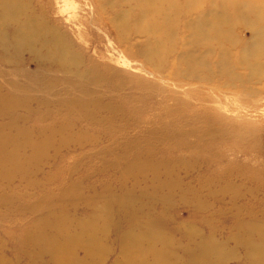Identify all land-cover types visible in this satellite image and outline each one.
Here are the masks:
<instances>
[{
    "label": "bare ground",
    "instance_id": "6f19581e",
    "mask_svg": "<svg viewBox=\"0 0 264 264\" xmlns=\"http://www.w3.org/2000/svg\"><path fill=\"white\" fill-rule=\"evenodd\" d=\"M98 1L93 9H108L102 13L117 31V39L140 38L142 42L133 47L152 67L168 64L172 72L195 80L210 74L244 83L264 80V0ZM237 26L248 28L251 35L239 46L233 33ZM79 47L70 44L59 28L49 27L47 16L32 0H0V65L15 69L14 76L24 80L22 84L10 80L9 73L0 69V221L5 223L9 217V222H14L26 211L39 213L28 227L18 231L32 248L25 264H44V256H49L52 264H105L115 247L114 236L119 239L114 248L117 254L113 250L112 256L119 259L107 264H184V257H188L186 264H225L226 260H239L236 250L243 251L245 264H264V223L260 219L239 225L237 235L227 244H211L186 229L180 234L188 242L195 238L194 249L192 244L177 247L159 217L161 209L154 205L169 197L157 198L155 191L174 184L160 180L162 166L140 147L158 131L142 137L126 134L123 123L130 108L125 101L130 95L118 91L126 90L124 81L130 82L131 77H112L110 68L84 63ZM30 59L37 62V71L31 75L25 68ZM22 66L25 71L19 69ZM52 69L56 72L49 73ZM239 69L244 70L242 74L237 73ZM64 83L67 87L61 88ZM155 88L151 82L143 87L141 105L155 99L152 93L147 95ZM38 89L45 94H32ZM175 105L180 107L181 103ZM101 109L110 117L101 118ZM77 118L92 123L101 120L100 129L117 127L123 134L102 131V136L95 137L85 127L76 128L72 121ZM30 123L37 126H28ZM99 140L108 141V149L96 158L102 161L99 168L119 173L114 179L115 190L105 181L96 184L102 187L97 189L83 180L85 174L72 177L80 164L75 163V154L83 145L93 142V146ZM52 157L58 162L53 167L55 177L62 172L67 176L56 181L53 189L31 199L20 190ZM87 158L90 163L95 160L90 154ZM167 170L170 172L166 169L165 175ZM120 178H129L132 183ZM140 178H148V184L135 181ZM143 197L152 198V207L143 203ZM82 207L88 213L82 212ZM230 243L234 245L227 248ZM0 264H4L2 256Z\"/></svg>",
    "mask_w": 264,
    "mask_h": 264
},
{
    "label": "rangeland",
    "instance_id": "374dc122",
    "mask_svg": "<svg viewBox=\"0 0 264 264\" xmlns=\"http://www.w3.org/2000/svg\"><path fill=\"white\" fill-rule=\"evenodd\" d=\"M32 2L43 10L49 27H57L60 32L67 34L70 44H80L78 50L81 52V61L110 68L112 77H131L130 82L124 81L126 90L118 91L125 96L130 95L125 101L130 108L129 117L123 125L127 126L125 132L128 135L138 133L142 137L158 131L157 135L152 134L140 147L149 153V158L155 159L154 162L162 166L160 180L174 184H169L170 189L166 190L155 191L151 187L148 190L158 193L157 198L169 196L166 201L162 200L154 205L161 209L159 217L179 249L188 245L189 248L195 240L191 238L188 242L183 239L180 233H184L186 229L194 230L193 235L197 233L211 244H227L229 239L237 235L239 225L248 224L253 219H260L264 223V80L244 83L216 74L207 75L203 80H195L181 76L179 71L172 72L168 64L164 68L158 65L152 67L142 60L144 58L138 54V48L133 47L142 42L140 38L117 39V31L102 13L108 9L103 8L102 12L93 9L94 2L97 3L98 0ZM67 18L75 19L77 24H74L75 20L68 22ZM233 33L238 37V46L240 41H249L251 37L248 28L243 30L237 26ZM41 52L44 54L43 48ZM25 63L29 75L37 71L36 61L30 59ZM0 69L9 73L8 79L24 83L23 79L14 76L15 69L1 65ZM19 69L25 71L23 66ZM97 70L106 73L102 69ZM243 71L239 69L237 73L242 74ZM55 72V69L49 71ZM150 82L156 88L149 90L147 95L152 93L155 99L141 105L140 99L145 94L143 87ZM66 87L67 83L61 85V88ZM32 94L41 96L45 93L38 89ZM93 96L95 95L89 97ZM162 99L164 108L159 106L163 104ZM175 102H180V107ZM42 109H39V113H42ZM98 114L101 118L110 117L105 109L99 110ZM32 118H36L35 115ZM72 122L76 128L85 127L95 137L102 136V131L116 132L118 136L123 134L117 127L114 130L100 129L101 120L92 123L77 118ZM28 126L37 125L30 123ZM92 143L83 145L82 150L75 154L78 157L75 163L80 164L72 177L85 174L83 180L97 189L102 187L96 184L105 181L110 189L115 190L117 181L114 179L119 173L99 168L102 161L96 159L101 151L108 149V141L99 140L91 146ZM89 154L95 159L91 163L87 158ZM56 161V157H52L45 162L37 174L30 176L29 185L25 184L20 191L30 194V198L34 199V194L53 189L56 181L67 176L62 172L55 177L53 167L57 166ZM166 169L170 172L167 170L165 175ZM120 179L128 185L132 183L129 178ZM147 179L135 181L145 186L148 184ZM142 201L149 207L153 205L150 197H143ZM196 202H201L203 206ZM82 210L88 213L85 207ZM33 212L26 211L22 216H16L14 222H9V217L5 219V223L0 221V256L4 264L27 262L26 255L32 252V248L19 237L18 231L34 221L32 217L39 213ZM118 217L121 218L122 215L118 214ZM26 219H30V222L25 223ZM125 227L123 224L124 229ZM117 239L119 238L112 237L115 247ZM233 245L234 243H230L226 247L231 248ZM115 247L105 264L108 260L111 262L119 259L118 255L112 256L113 250L117 254ZM191 248L194 249L193 244ZM236 254L240 257L238 261L226 260L225 264H245L241 258L243 251L236 250ZM187 259L188 257H184V264ZM41 261L44 264L53 263L49 256H44Z\"/></svg>",
    "mask_w": 264,
    "mask_h": 264
}]
</instances>
